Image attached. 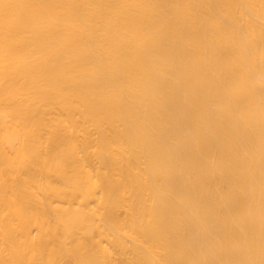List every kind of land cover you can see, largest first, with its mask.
I'll return each instance as SVG.
<instances>
[{"label":"bare ground","instance_id":"obj_1","mask_svg":"<svg viewBox=\"0 0 264 264\" xmlns=\"http://www.w3.org/2000/svg\"><path fill=\"white\" fill-rule=\"evenodd\" d=\"M0 264H264V0H0Z\"/></svg>","mask_w":264,"mask_h":264}]
</instances>
